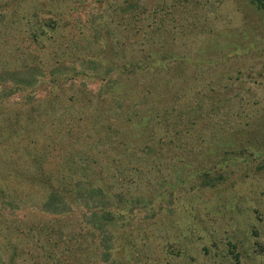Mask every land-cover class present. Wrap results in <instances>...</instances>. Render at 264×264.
Instances as JSON below:
<instances>
[{
  "label": "rangeland",
  "instance_id": "1",
  "mask_svg": "<svg viewBox=\"0 0 264 264\" xmlns=\"http://www.w3.org/2000/svg\"><path fill=\"white\" fill-rule=\"evenodd\" d=\"M258 4L0 0V264H264Z\"/></svg>",
  "mask_w": 264,
  "mask_h": 264
},
{
  "label": "trees",
  "instance_id": "2",
  "mask_svg": "<svg viewBox=\"0 0 264 264\" xmlns=\"http://www.w3.org/2000/svg\"><path fill=\"white\" fill-rule=\"evenodd\" d=\"M253 1H255V3L256 4H258V8H260V9H262V10H264V0H253ZM179 79H180V77H176L174 80L173 79H168V82L167 83H165L167 86L168 85H174V86H176L177 85V83L179 82ZM176 84V85H175ZM148 92H149V96H150V100H149V104H148V106H147V109H153L152 111H157V110H154V107H155V105L158 103V99H157V96H155L154 94H153V92H152V90H151V87L149 88V89H146ZM182 110H184V111H186L187 113H188V107H183V108H181ZM151 113H153V112H149L148 114H139V113H137V119H135L134 120V124L136 123V122H140V121H143V120H147V117L148 116H150L151 115ZM118 130H119V132H121V133H123V132H126V130L124 129V128H120L119 126H118ZM126 141L121 137V139H119L118 141H115V144H116V146H124V145H126ZM37 180H40L41 182H43L44 181V176L43 175H41L40 177H38L37 178ZM120 255H121V257H120V259L123 261L124 260V262H126V259H125V257H124V253H122V250H121V252H120ZM127 263V262H126Z\"/></svg>",
  "mask_w": 264,
  "mask_h": 264
}]
</instances>
